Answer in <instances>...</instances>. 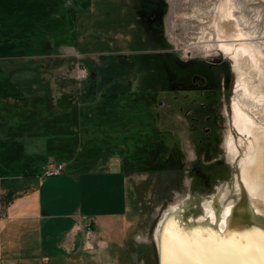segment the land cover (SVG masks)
Here are the masks:
<instances>
[{
    "label": "rangeland",
    "instance_id": "374dc122",
    "mask_svg": "<svg viewBox=\"0 0 264 264\" xmlns=\"http://www.w3.org/2000/svg\"><path fill=\"white\" fill-rule=\"evenodd\" d=\"M108 1L92 0L90 9L86 6L77 13L72 0H0V99H15L8 107H15L22 117L52 104L63 107L61 98L76 92L78 85L92 82L95 74L120 77L126 73L124 64L132 57L126 54L120 27L106 24L107 18H114L104 17V10L111 6L105 8ZM219 1L166 0L168 46L178 56L186 76L197 73L199 94L192 101L193 93L187 92V100L179 103L169 93L150 89L147 94L144 87L137 92V74H130L129 89L138 94L132 97L137 104L129 106L135 120L129 129L130 140L135 142L130 147L123 144L121 153L123 167L131 170L123 247L111 248L108 243L83 252L72 264H159L154 229L171 206L182 203L192 192L211 199L224 186L222 205L236 196L229 190V183L236 180L225 145L232 127L235 71L215 47L206 49L197 41L213 34V25L221 22L216 8ZM238 1L245 17L253 23L255 19L264 31V0ZM79 3L85 6L88 1ZM44 43L49 47L45 49ZM59 48L66 49L65 55L57 51ZM84 53L104 64L88 66L82 60ZM51 54L50 60L43 57ZM80 66L87 68L88 76L83 80L77 78ZM150 74L149 70L143 74L148 82ZM152 81L157 82V78Z\"/></svg>",
    "mask_w": 264,
    "mask_h": 264
},
{
    "label": "crops",
    "instance_id": "0c3cea01",
    "mask_svg": "<svg viewBox=\"0 0 264 264\" xmlns=\"http://www.w3.org/2000/svg\"><path fill=\"white\" fill-rule=\"evenodd\" d=\"M72 1L78 13L92 0L85 6ZM57 51L65 55L66 49ZM84 54L88 66L104 64ZM130 78L127 72L105 76L98 85L95 74L61 98L63 107L52 104L22 117L8 107L15 99H0V264H72L85 252L87 224L100 246L123 247L131 170L121 153L123 144L135 142L129 106L138 94L129 89ZM54 164L64 170L46 175Z\"/></svg>",
    "mask_w": 264,
    "mask_h": 264
},
{
    "label": "bare ground",
    "instance_id": "6f19581e",
    "mask_svg": "<svg viewBox=\"0 0 264 264\" xmlns=\"http://www.w3.org/2000/svg\"><path fill=\"white\" fill-rule=\"evenodd\" d=\"M216 8L221 22H215L213 34L197 41L206 49L215 47L235 71L232 127L225 145L236 180L229 183V190L236 196L222 205L224 186L211 199L192 192L185 201L171 206L154 229L159 264H260L258 249L264 234V31L255 19L253 23L245 17L238 0H220Z\"/></svg>",
    "mask_w": 264,
    "mask_h": 264
},
{
    "label": "flooded vegetation",
    "instance_id": "af4514ba",
    "mask_svg": "<svg viewBox=\"0 0 264 264\" xmlns=\"http://www.w3.org/2000/svg\"><path fill=\"white\" fill-rule=\"evenodd\" d=\"M112 2L109 0L104 5L105 8L111 5L110 9L108 6L104 10V17L113 16L112 19H106V24L117 25L120 27L118 29L122 30L123 40L128 49L126 54L132 57L131 61L124 64V68H127V73L136 72L142 77L141 82L135 79V86L138 87L139 81L147 94L150 93V89H153L152 92L169 93L179 103L187 100L185 99L187 92H192L191 98L195 101L199 94L196 91L200 88V84L195 83L197 73H192L191 76L183 73L179 58L169 48L165 37L166 0H119L118 5ZM118 6L120 10L116 11L119 9ZM147 70L151 71L149 75L151 82L143 77ZM105 75L100 73L98 78ZM154 78H157V82L152 81Z\"/></svg>",
    "mask_w": 264,
    "mask_h": 264
},
{
    "label": "built area",
    "instance_id": "2783aa9c",
    "mask_svg": "<svg viewBox=\"0 0 264 264\" xmlns=\"http://www.w3.org/2000/svg\"><path fill=\"white\" fill-rule=\"evenodd\" d=\"M77 78L79 80H83L87 78V68L85 66H80V68L77 70ZM64 170L62 164H54L53 166L49 167L47 171L45 172L46 175H54L56 173H60ZM83 233V244L82 247L84 251H91L95 248L100 247V240L97 236V232H95L93 226L91 224L85 225V227L82 229Z\"/></svg>",
    "mask_w": 264,
    "mask_h": 264
},
{
    "label": "snow or ice",
    "instance_id": "6c2138e0",
    "mask_svg": "<svg viewBox=\"0 0 264 264\" xmlns=\"http://www.w3.org/2000/svg\"><path fill=\"white\" fill-rule=\"evenodd\" d=\"M167 250H168V241L166 237L165 238V251ZM258 251L260 253V264H264V234H262L261 244H260Z\"/></svg>",
    "mask_w": 264,
    "mask_h": 264
},
{
    "label": "water",
    "instance_id": "95a60500",
    "mask_svg": "<svg viewBox=\"0 0 264 264\" xmlns=\"http://www.w3.org/2000/svg\"><path fill=\"white\" fill-rule=\"evenodd\" d=\"M43 46H44V48L49 47L47 43H44Z\"/></svg>",
    "mask_w": 264,
    "mask_h": 264
},
{
    "label": "trees",
    "instance_id": "16d2710c",
    "mask_svg": "<svg viewBox=\"0 0 264 264\" xmlns=\"http://www.w3.org/2000/svg\"><path fill=\"white\" fill-rule=\"evenodd\" d=\"M6 14L8 13V12H5Z\"/></svg>",
    "mask_w": 264,
    "mask_h": 264
}]
</instances>
